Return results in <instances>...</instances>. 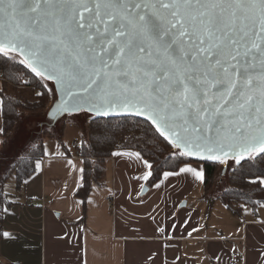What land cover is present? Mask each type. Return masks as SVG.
Listing matches in <instances>:
<instances>
[{
	"label": "snow or ice",
	"instance_id": "snow-or-ice-1",
	"mask_svg": "<svg viewBox=\"0 0 264 264\" xmlns=\"http://www.w3.org/2000/svg\"><path fill=\"white\" fill-rule=\"evenodd\" d=\"M0 54L53 83L43 85L53 118L144 117L184 158L179 173L204 181L193 164L264 160V0H0ZM6 94L0 86L7 123ZM251 215L253 253L242 236L228 264H264V219Z\"/></svg>",
	"mask_w": 264,
	"mask_h": 264
},
{
	"label": "crops",
	"instance_id": "crops-1",
	"mask_svg": "<svg viewBox=\"0 0 264 264\" xmlns=\"http://www.w3.org/2000/svg\"><path fill=\"white\" fill-rule=\"evenodd\" d=\"M0 86L6 87L1 74ZM3 122L0 116V128ZM62 148H46L40 173L22 191H5L14 204L4 211L3 229L15 240H0V264H38L45 256L53 264H228L233 245L243 250L242 236L252 255L260 232L251 214L264 219V205L234 215L220 200L205 198L203 181L179 171L149 187L146 160L127 155L135 151L106 160L104 184H95L85 203L79 196L84 158ZM192 166L204 171L200 163Z\"/></svg>",
	"mask_w": 264,
	"mask_h": 264
},
{
	"label": "trees",
	"instance_id": "trees-1",
	"mask_svg": "<svg viewBox=\"0 0 264 264\" xmlns=\"http://www.w3.org/2000/svg\"><path fill=\"white\" fill-rule=\"evenodd\" d=\"M0 74L6 81V103L11 110L7 117V123L3 118V128L7 129V135H1L4 141L11 138L17 128L23 112L40 113L46 110L50 94L43 87L45 83L40 77H36L29 68L13 59L0 54ZM11 80L12 82H8ZM15 86L31 88V96H24L16 92ZM36 92L45 93L36 97ZM19 114V115H17ZM84 136L77 145L81 156L84 158V185L79 196L86 203L93 186L103 185L106 173V160L116 151H135L152 165L151 176L148 179L149 187L157 184L165 173L178 172L183 166L180 163L183 157L176 155V149L168 145L167 141L155 132L151 122L136 115H120L109 117H94L83 128ZM67 156H72V151L65 146ZM46 144L41 139L31 146L21 157L15 158V162L5 161L0 163V169L9 165L6 174L0 175V232H4V209L13 203L11 196L5 192L4 185L14 172L16 188L22 191L24 186L35 178L40 170L38 162L45 157ZM5 153H0V157ZM264 156V154H261ZM230 161V160H229ZM203 165L205 180V198L212 196V189L217 184L218 177L225 171L226 188L221 189L215 198L220 200L234 215H241L244 206H251L256 210L264 205V160L260 156L246 158L241 164L223 167L216 161H200Z\"/></svg>",
	"mask_w": 264,
	"mask_h": 264
},
{
	"label": "rangeland",
	"instance_id": "rangeland-1",
	"mask_svg": "<svg viewBox=\"0 0 264 264\" xmlns=\"http://www.w3.org/2000/svg\"><path fill=\"white\" fill-rule=\"evenodd\" d=\"M13 59H16L20 62L22 57L13 56ZM24 65V64H23ZM43 81V80H42ZM48 87H54L51 81H43ZM16 92H20L24 94V96H31V88L26 86L18 87L15 86ZM54 103V99L49 98V103L47 105L46 110L40 113H30L23 112L22 118L17 125L13 135L11 138H8L4 143L3 148L0 149V153H5L2 157H0V163L5 161L6 164L8 162H15V158L21 157L25 150L30 148L31 146L38 143L41 139L46 144V148H53L55 151H62V146L68 147L71 151L76 152V145H78L84 136L83 128L90 122L91 120H87L83 114H61L58 117H51L49 115V110L52 109ZM59 145V146H58ZM61 145V146H60ZM220 164V163H219ZM234 165L235 161L230 160L227 164H220L223 167H227L228 165ZM9 165H5L2 169H0V175H5V170ZM225 171L223 174L218 177L217 184L214 189H212V196L214 199L215 195L221 190L226 188L227 179L224 178ZM5 191L8 193H14L16 187V179L14 172L10 175L7 182L5 183ZM202 187V186H201ZM201 189H198V192L194 194V197L191 198V206L192 201L197 202V196H199V192ZM217 200H215L216 203ZM218 202V201H217ZM219 207L222 209H227V207L222 203ZM264 209V207H262Z\"/></svg>",
	"mask_w": 264,
	"mask_h": 264
},
{
	"label": "water",
	"instance_id": "water-1",
	"mask_svg": "<svg viewBox=\"0 0 264 264\" xmlns=\"http://www.w3.org/2000/svg\"><path fill=\"white\" fill-rule=\"evenodd\" d=\"M120 115H134V114H113V115H110V116H120ZM97 117H109V116H97ZM140 117V116H139ZM143 119H145L144 117H141ZM146 120V119H145ZM150 122V121H149ZM208 161H212V160H208ZM148 191V187H144L143 189V194H145L146 192ZM186 203H183V206L185 205Z\"/></svg>",
	"mask_w": 264,
	"mask_h": 264
},
{
	"label": "built area",
	"instance_id": "built-area-1",
	"mask_svg": "<svg viewBox=\"0 0 264 264\" xmlns=\"http://www.w3.org/2000/svg\"><path fill=\"white\" fill-rule=\"evenodd\" d=\"M76 156L81 157V154L78 150L76 151ZM231 258H233V255L231 256Z\"/></svg>",
	"mask_w": 264,
	"mask_h": 264
}]
</instances>
